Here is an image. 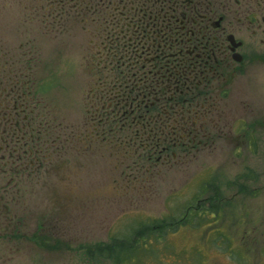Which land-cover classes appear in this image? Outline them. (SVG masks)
Instances as JSON below:
<instances>
[{"label": "flooded vegetation", "instance_id": "flooded-vegetation-1", "mask_svg": "<svg viewBox=\"0 0 264 264\" xmlns=\"http://www.w3.org/2000/svg\"><path fill=\"white\" fill-rule=\"evenodd\" d=\"M38 7L53 18L48 28L56 43L82 53L78 71L85 88L82 104L75 101L82 106L81 121L72 126L38 109L35 87L25 79L33 62L25 57L21 72L7 75L13 65L1 46L0 186L16 185L46 150L61 158L52 166L57 171L79 166L72 157L82 159L94 147L99 157L109 149L118 167L129 154L132 166L153 157L172 166L214 151L219 137L231 143L242 138L233 146L240 152H254L257 139L264 141V101L257 108L237 89L264 64V0H42ZM250 120L258 122L257 130L250 131ZM261 174L237 181L246 191L256 187L242 194L247 203L235 213L259 212L249 201L264 197ZM202 185L193 202L209 201L212 183ZM14 192L0 194V244L8 248L27 239ZM30 239L34 246L40 240Z\"/></svg>", "mask_w": 264, "mask_h": 264}, {"label": "rangeland", "instance_id": "rangeland-1", "mask_svg": "<svg viewBox=\"0 0 264 264\" xmlns=\"http://www.w3.org/2000/svg\"><path fill=\"white\" fill-rule=\"evenodd\" d=\"M39 3L42 0H0V50L3 46L10 51L13 66L9 64L7 75L13 70L20 73L21 61L29 57L33 63L24 74L28 75V87L37 92V108L73 126L82 116V106L75 102L82 104L85 88V76L78 71L82 53L56 43L48 28L53 18L38 7ZM39 19L46 22L40 25ZM237 89L258 108L264 101V64L251 69ZM239 109L243 112L242 105ZM251 129H258L256 120H250ZM241 140L236 137L231 143L228 137H219L214 151L172 166L154 157L132 166L133 154H129L118 167L109 149L99 157L94 147L82 159L72 157L79 166L67 164L71 170L55 171L52 166L61 158L52 150L39 153L25 168L24 176L14 177L19 179L16 185L0 186V194L11 196L14 189V200L20 197L27 235L25 241L10 242L9 248L7 243L0 244V264H116L122 249H109L116 243L114 236L130 242L139 225H149L155 231L163 228L166 220L174 223L176 218L184 221L141 238L136 249H129L125 261L264 264V197L249 201L259 212L250 216L235 213L247 203L242 194H252V187H256L246 191V186L236 185L237 181L264 172V141L257 139L254 152H240L233 146ZM100 159L104 162L99 163ZM205 181L212 183L207 186L209 201L193 202L192 197L205 188ZM236 191L237 198H225ZM188 208L192 209L185 212ZM35 235L40 238L36 246L30 239Z\"/></svg>", "mask_w": 264, "mask_h": 264}, {"label": "trees", "instance_id": "trees-1", "mask_svg": "<svg viewBox=\"0 0 264 264\" xmlns=\"http://www.w3.org/2000/svg\"><path fill=\"white\" fill-rule=\"evenodd\" d=\"M191 209L192 208H188L185 212H188ZM176 219H173L174 223H172L171 221H170V223H167V220H166L165 223H167V224L164 223L163 228L157 229L155 231H152L150 229V227H148L149 225H143V224L139 225L138 227L134 228V230L132 231V234H134V237H133V239L129 238L130 242H128L126 239L122 240L120 238H117V236H114L113 237V239H114L113 242H116V243L115 244L111 243L110 246H109L110 247L109 249H111L112 252L115 250V248L117 246H118L117 248H119V249L121 248L122 249L120 251V253L117 255V258H118L119 261H116V264H132L131 261H125V259H126L125 256L127 254H129V249H136L138 247L139 243H140V239L145 237V236H148L150 233H157V231L162 233L168 226L169 227H173L174 224H179V223H182L184 221V219H182V218L177 219V220ZM146 226H147V228H146ZM165 226H167V227L165 228ZM118 239H119V241H118ZM120 242H121V244H120ZM125 243H128V245L125 244ZM112 247H113V249H112ZM134 252H136V251H134Z\"/></svg>", "mask_w": 264, "mask_h": 264}]
</instances>
